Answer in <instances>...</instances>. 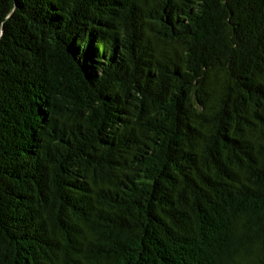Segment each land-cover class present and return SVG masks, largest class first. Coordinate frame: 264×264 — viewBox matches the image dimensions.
Listing matches in <instances>:
<instances>
[{"label":"trees","instance_id":"16d2710c","mask_svg":"<svg viewBox=\"0 0 264 264\" xmlns=\"http://www.w3.org/2000/svg\"><path fill=\"white\" fill-rule=\"evenodd\" d=\"M0 264H264V0H0Z\"/></svg>","mask_w":264,"mask_h":264}]
</instances>
